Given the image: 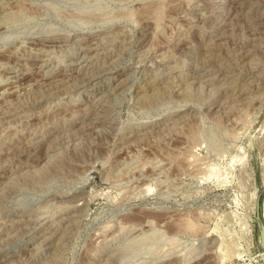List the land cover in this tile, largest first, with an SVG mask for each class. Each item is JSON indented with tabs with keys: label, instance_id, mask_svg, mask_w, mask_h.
Masks as SVG:
<instances>
[{
	"label": "rangeland",
	"instance_id": "obj_1",
	"mask_svg": "<svg viewBox=\"0 0 264 264\" xmlns=\"http://www.w3.org/2000/svg\"><path fill=\"white\" fill-rule=\"evenodd\" d=\"M0 90V264H264V0H0Z\"/></svg>",
	"mask_w": 264,
	"mask_h": 264
},
{
	"label": "bare ground",
	"instance_id": "obj_2",
	"mask_svg": "<svg viewBox=\"0 0 264 264\" xmlns=\"http://www.w3.org/2000/svg\"><path fill=\"white\" fill-rule=\"evenodd\" d=\"M6 2H7V0H6ZM2 4V3H1ZM15 4V3H14ZM5 6V5H4ZM232 9V8H231ZM2 10H4L3 8H2ZM227 14V13H226ZM237 18H238V16H237ZM254 18V17H253ZM251 20V19H250ZM227 21V20H226ZM248 22V21H247ZM254 22V21H253ZM246 23V22H245ZM231 27V26H230ZM231 29V28H230ZM235 29V28H234ZM247 30V29H246ZM251 30V29H250ZM251 32V31H250ZM257 32V31H256ZM99 33V32H98ZM67 34V33H66ZM114 34V33H113ZM109 35H111V34H109ZM108 35V36H109ZM117 35H118V33H117ZM251 35V34H250ZM103 36V35H102ZM90 37V36H89ZM88 37V38H89ZM249 37V36H248ZM97 38V37H96ZM95 39V38H94ZM91 40V39H90ZM102 40V39H101ZM106 40V39H105ZM110 40V39H109ZM77 41V40H76ZM86 41V40H85ZM93 41V40H92ZM107 41V40H106ZM84 42V41H83ZM80 44V43H79ZM44 45V44H43ZM97 47H98V45H97ZM109 47V46H108ZM83 48V47H82ZM79 49V48H78ZM87 49V48H86ZM239 49V48H238ZM116 50V49H115ZM84 51V50H83ZM98 51V50H97ZM127 51V50H126ZM93 53V52H92ZM119 53V52H118ZM124 53V52H123ZM126 54V53H125ZM102 56V55H101ZM237 56V55H236ZM115 57H116V55H115ZM125 57V56H124ZM89 58V57H88ZM87 58V59H88ZM119 58V57H118ZM41 60V59H40ZM95 60V59H94ZM122 60V59H121ZM25 62V61H24ZM24 62H22L23 64H24ZM35 62V61H34ZM40 62V61H39ZM77 62V61H76ZM92 62V61H91ZM120 62V61H119ZM118 62V63H119ZM42 63V62H41ZM109 63V62H108ZM137 63V62H136ZM142 63V62H141ZM96 64V63H95ZM138 64V63H137ZM140 64V63H139ZM79 65V64H78ZM87 65V64H86ZM111 66V65H110ZM34 67V66H33ZM115 67V66H114ZM39 68V67H38ZM53 68V67H52ZM51 68V69H52ZM102 68V67H101ZM26 70V69H25ZM50 70V69H49ZM44 72V71H43ZM72 73V72H71ZM76 73V72H75ZM92 73V72H91ZM18 74V73H17ZM90 74V73H89ZM15 75V74H14ZM21 75V74H20ZM41 75V74H40ZM194 75V74H193ZM59 76V75H58ZM57 76V77H58ZM69 76V75H68ZM83 76V75H82ZM215 76V75H214ZM83 78V77H82ZM41 79V78H40ZM235 80V79H234ZM120 81V80H119ZM118 81V82H119ZM195 81V80H194ZM41 82V81H40ZM70 82V81H69ZM123 82V81H122ZM121 82V83H122ZM188 82V81H187ZM221 82V81H220ZM228 83H229V81H228ZM39 84V83H38ZM73 84V83H72ZM116 84V83H115ZM180 84V83H179ZM188 84V83H187ZM240 84H241V82H240ZM9 85V84H8ZM71 85V84H70ZM225 85V84H224ZM14 86H15V84H14ZM18 86H19V84H18ZM17 86V87H18ZM163 86V85H162ZM203 86V85H202ZM11 87V86H10ZM69 87V86H68ZM75 87V86H74ZM171 87V86H170ZM187 87V86H186ZM189 87V86H188ZM2 88H4L3 86H2ZM176 88V87H175ZM47 89V88H46ZM189 89V88H188ZM22 90V89H21ZM58 90V89H57ZM109 90H111V89H109ZM141 90V89H140ZM173 90V89H172ZM182 90V89H181ZM1 91V90H0ZM4 91V90H3ZM15 91V90H14ZM44 91V90H43ZM65 91V90H64ZM106 92V91H105ZM108 92V91H107ZM106 92V93H107ZM149 92V91H148ZM59 93V92H58ZM109 93V92H108ZM110 93H111V91H110ZM118 93H119V91H118ZM62 94H63V92H62ZM61 94V95H62ZM115 94V93H114ZM120 94H122V93H120ZM149 94V93H148ZM35 95V94H34ZM45 95V94H44ZM92 95V94H91ZM140 95V94H139ZM151 95V94H150ZM51 96H52V94H51ZM68 96V95H67ZM143 96H145L146 97V95H143ZM155 96V95H154ZM100 97V96H99ZM116 97V96H115ZM152 98V97H151ZM5 99V98H4ZM44 99V98H43ZM99 99H101V98H99ZM144 99V98H143ZM36 100V99H35ZM34 100V101H35ZM38 100V99H37ZM41 100V99H40ZM58 100V99H57ZM150 100V99H149ZM146 101H147V97H146ZM51 104V103H50ZM57 104V103H56ZM89 104V103H88ZM19 105V104H18ZM27 106V105H26ZM17 107V106H16ZM44 107V106H43ZM50 107V106H49ZM54 108V107H53ZM31 112V111H30ZM86 112V111H85ZM35 113V112H34ZM20 114V113H19ZM22 114V113H21ZM26 114H28V113H26ZM36 115V114H35ZM99 115V114H98ZM20 116V115H19ZM27 116V115H26ZM91 116V115H90ZM28 117V116H27ZM93 116H91V118H92ZM2 119V118H1ZM89 121V120H88ZM133 134V133H132ZM72 136V135H71ZM132 136V135H131ZM56 137V136H55ZM59 137V136H58ZM133 137H134V135H133ZM61 139V138H60ZM58 143V142H57ZM65 143V142H64ZM26 147V146H25ZM48 147H50V146H48ZM18 149V148H17ZM1 155V154H0ZM41 155V154H40ZM24 158V157H23ZM44 161V160H43ZM30 162V161H29ZM19 164V163H18ZM15 167V166H14ZM33 169V168H32ZM33 171V170H32ZM19 173V172H18ZM26 173V172H25ZM33 174V173H32ZM35 175V174H34ZM7 176V175H6ZM15 177H16V175H15ZM11 178V177H10ZM5 181H6V179H5ZM6 183V182H5ZM26 222V221H25ZM19 223V222H18ZM189 226H190V224H189ZM67 231V230H66ZM63 233V232H62ZM69 234V233H68ZM45 237V236H44ZM47 237V236H46ZM250 239V238H249ZM250 241H251V239H250Z\"/></svg>",
	"mask_w": 264,
	"mask_h": 264
}]
</instances>
